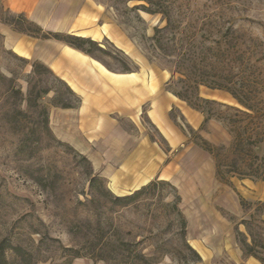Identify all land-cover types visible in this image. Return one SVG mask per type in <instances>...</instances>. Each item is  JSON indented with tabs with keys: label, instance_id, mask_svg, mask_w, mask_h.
<instances>
[{
	"label": "rangeland",
	"instance_id": "374dc122",
	"mask_svg": "<svg viewBox=\"0 0 264 264\" xmlns=\"http://www.w3.org/2000/svg\"><path fill=\"white\" fill-rule=\"evenodd\" d=\"M95 1L109 28L90 53L108 71H134L141 102L132 115L108 113L102 135L79 138L74 112L61 109L74 107L75 98L46 68L15 55L0 33V237L36 243L27 229L33 224L65 248L37 264H108L94 259L108 236L96 224L133 239V253L150 257L142 264L264 260V201L258 200L264 178L231 177L230 184L215 178V157L241 164L237 151L224 148L245 126L264 137V0ZM0 22L17 33L34 30L1 6ZM55 46L36 47L78 68ZM8 80L20 94L6 93ZM114 80L108 83L119 86ZM143 85L155 93L164 85L179 99L168 111L169 125L157 121ZM16 108L24 116L14 117ZM253 150L254 166L264 171V140ZM119 170L160 178L118 203L116 194L134 192L115 193L107 175ZM94 176L102 178L103 192L89 182ZM13 256L6 251L7 259Z\"/></svg>",
	"mask_w": 264,
	"mask_h": 264
},
{
	"label": "crops",
	"instance_id": "0c3cea01",
	"mask_svg": "<svg viewBox=\"0 0 264 264\" xmlns=\"http://www.w3.org/2000/svg\"><path fill=\"white\" fill-rule=\"evenodd\" d=\"M0 6L8 15L20 16L33 27V31L17 33L11 26L0 22V33L10 38L11 51L15 55L43 65L55 79L66 85L76 103L74 107L61 109L68 113L74 112L79 138L91 139L102 135L101 130L106 127L107 124L104 123H107L106 116L110 112H117L119 109L120 114H133L134 108L141 102L137 74L132 70L120 73L108 71L91 53L69 44L65 39L67 36H74L90 39L99 45V38H103L106 35L104 30L109 28L106 21L102 22L104 14L99 3L95 0H0ZM7 37L5 36L6 40ZM37 45L63 47L61 59L69 66L78 68L68 69L59 62L55 63L48 53H40ZM88 60H93L97 66L92 68ZM114 79L120 80L119 86L108 83L115 81ZM122 81H126V84L123 85ZM163 88L165 91L159 89L160 92L155 93L154 87L143 85L142 91L145 92L146 100L154 99L152 113L158 122L166 126L169 125L168 111L173 101L179 99L164 85ZM175 138H179L178 135ZM107 176L115 193H130L160 178L156 173L124 174L121 170L110 171ZM263 183L258 185L260 201H264V191L261 189L264 188ZM241 263L264 264L254 255L246 256Z\"/></svg>",
	"mask_w": 264,
	"mask_h": 264
},
{
	"label": "trees",
	"instance_id": "16d2710c",
	"mask_svg": "<svg viewBox=\"0 0 264 264\" xmlns=\"http://www.w3.org/2000/svg\"><path fill=\"white\" fill-rule=\"evenodd\" d=\"M20 17V16H19ZM22 18V17H21ZM66 41L82 50H85L87 53L91 52V49L94 47H99L96 42L90 40V39H84L74 36H67ZM86 46V47H85ZM38 65L44 67L43 65L37 63ZM46 68V67H44ZM47 69V68H46ZM48 70V69H47ZM49 71V70H48ZM8 86L6 87V93L12 95V94H20V90L16 89L13 85H11V80H8ZM58 81V80H57ZM62 85L65 86V88L68 90L65 84ZM69 94L72 96L71 92L68 90ZM180 98H184L180 94H176ZM234 96L236 94L233 93ZM237 97V96H236ZM185 99V98H184ZM187 100V99H186ZM31 101H29L30 103ZM33 106L36 107L37 104H35V100L32 101ZM240 102V101H239ZM242 103H244V100H241ZM245 104V103H244ZM246 105V104H245ZM62 107H70L69 104H63ZM41 110L44 112L43 108ZM15 114L14 117L18 116L21 118L24 116V113L20 108L14 109ZM246 116H249L247 113H244ZM6 116V113H5ZM13 117V118H14ZM47 120L45 119V122ZM248 127H244L242 131L237 134L230 145L228 147H225V151H237V154L241 155V164H236L237 160H233L231 162H224L223 164L218 163L217 157H215V148L207 145V143L204 142L205 150H207L209 153H211L215 157V178L220 179L222 181H225L226 183L230 184V178L236 177L238 179L243 178H251V179H262L264 178V171H260V166L257 164L254 166V160L258 159V156L254 153V146L257 144H260L264 137L262 136L261 132L256 130H247ZM249 129V128H248ZM217 150V149H216ZM229 153V152H228ZM230 154V153H229ZM102 178L98 176H94L90 178L89 182L91 184H95L98 189H101L103 192L104 190L101 188L100 184L102 183ZM153 181L149 182L148 184L142 186L138 190H135L133 193L129 195H115L113 202H127L130 199L135 198L142 192H144L152 183ZM178 199V196H177ZM91 200H94V196H91ZM175 209H177L180 219V226L181 228H184L185 221L181 216V213L179 212L178 208H176V205H174ZM106 224L100 225L96 224V229L101 231L106 227L108 236L104 241H102L98 248L95 250V260H104L108 264H139L142 262H145L147 260H150L145 254L140 252H134V247L137 245L136 242L133 239L125 240L122 238L121 234H123L121 231L116 230L111 226V224H108V226H105ZM37 226L31 224L28 226L27 229H29L30 234H36L38 236V240L36 243H28L26 246L24 244L20 243H12L8 238L6 237H0V264H37L38 262L45 260L47 257H50L49 255H52L57 252H61V250H65V248L61 246H55L54 240L50 239L46 236L44 232H41L38 228H35ZM11 250L14 254L13 258L11 260L6 258V251ZM71 251V257H78L80 254V250H69ZM42 253V254H40ZM47 256H43V255ZM255 256V255H254ZM257 257V256H256ZM259 260L264 262L263 259L257 257Z\"/></svg>",
	"mask_w": 264,
	"mask_h": 264
}]
</instances>
